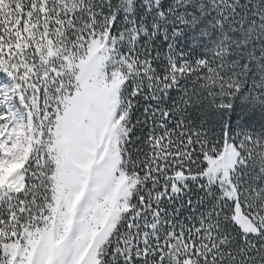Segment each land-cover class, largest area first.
<instances>
[{
    "label": "snow or ice",
    "instance_id": "obj_1",
    "mask_svg": "<svg viewBox=\"0 0 264 264\" xmlns=\"http://www.w3.org/2000/svg\"><path fill=\"white\" fill-rule=\"evenodd\" d=\"M0 264H264V0H0Z\"/></svg>",
    "mask_w": 264,
    "mask_h": 264
}]
</instances>
